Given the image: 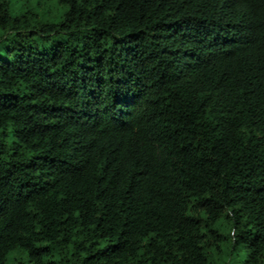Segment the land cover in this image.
Wrapping results in <instances>:
<instances>
[{"label":"trees","instance_id":"trees-1","mask_svg":"<svg viewBox=\"0 0 264 264\" xmlns=\"http://www.w3.org/2000/svg\"><path fill=\"white\" fill-rule=\"evenodd\" d=\"M0 264H264V0H0Z\"/></svg>","mask_w":264,"mask_h":264}]
</instances>
